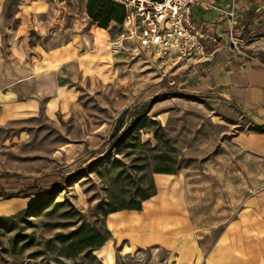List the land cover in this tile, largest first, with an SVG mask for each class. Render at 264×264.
I'll list each match as a JSON object with an SVG mask.
<instances>
[{
    "label": "rangeland",
    "instance_id": "1",
    "mask_svg": "<svg viewBox=\"0 0 264 264\" xmlns=\"http://www.w3.org/2000/svg\"><path fill=\"white\" fill-rule=\"evenodd\" d=\"M85 3L0 0V264H264V167L240 146L262 130L199 91L193 60L132 55L130 43L110 52L120 25L98 27ZM225 46L239 55L228 36ZM41 56L56 73L51 103L2 98L28 65L39 73ZM20 89L31 97L30 86ZM150 185L139 211L120 208ZM85 226L109 236L66 256Z\"/></svg>",
    "mask_w": 264,
    "mask_h": 264
},
{
    "label": "crops",
    "instance_id": "2",
    "mask_svg": "<svg viewBox=\"0 0 264 264\" xmlns=\"http://www.w3.org/2000/svg\"><path fill=\"white\" fill-rule=\"evenodd\" d=\"M199 1L224 10H229L232 3H236L233 29L243 43L248 57L236 55L225 46L231 24L228 19L220 17L215 11L195 5L189 8L187 21L202 36L204 54L192 63L201 73L200 92H211L207 97H215L242 110L246 113L245 118L249 125L262 130H251L243 134L240 146L253 156L257 167H264V0ZM10 50L12 56L18 54L20 57L21 47L14 46ZM52 52L55 50L43 51L46 55ZM50 58L56 57L52 55ZM42 60L43 56L37 63L41 64ZM24 66L26 65L19 62L20 69ZM28 66L30 71L16 77L1 94L2 98L10 99L18 106H36L38 98L42 96L47 99L46 105L51 103L57 91L56 73L53 68L41 64L39 73H35V65L32 63ZM24 86L31 87V91L27 92L30 98H24L23 88L20 89ZM20 98L26 100H18Z\"/></svg>",
    "mask_w": 264,
    "mask_h": 264
},
{
    "label": "built area",
    "instance_id": "3",
    "mask_svg": "<svg viewBox=\"0 0 264 264\" xmlns=\"http://www.w3.org/2000/svg\"><path fill=\"white\" fill-rule=\"evenodd\" d=\"M122 6L125 17L114 40H107L110 52L123 51L130 43L129 53L152 52L160 58L192 61L204 54L202 36L187 21L189 8L195 5L217 12L230 21L227 31L231 48L247 57L243 44L235 36L233 21L235 5L229 10L199 0H110ZM243 48V50H242Z\"/></svg>",
    "mask_w": 264,
    "mask_h": 264
},
{
    "label": "trees",
    "instance_id": "4",
    "mask_svg": "<svg viewBox=\"0 0 264 264\" xmlns=\"http://www.w3.org/2000/svg\"><path fill=\"white\" fill-rule=\"evenodd\" d=\"M85 13L93 23L103 29H106L111 23L116 24L117 26L121 25L125 17L124 8L110 0H86ZM166 93L173 94L174 92L169 89L166 90ZM144 107H147V105L143 104L141 107L134 109L133 114L131 115V120L125 124L124 129L130 128L136 121H138V119H140L145 111ZM117 138L118 136L110 139L108 143H114ZM150 188L151 191L140 195L139 200L130 201L129 203L122 205L120 208L139 211L141 203L154 195V187L150 185ZM45 193L51 195L53 191H46ZM26 194V192H21L18 193L16 197H23ZM116 210L117 209H112L108 212H103L102 214L106 215ZM108 236L109 232L107 230L100 233L90 226H85L77 233L76 238L65 247L66 249L64 248L66 256L73 258L77 252L90 248H99L106 241Z\"/></svg>",
    "mask_w": 264,
    "mask_h": 264
},
{
    "label": "water",
    "instance_id": "5",
    "mask_svg": "<svg viewBox=\"0 0 264 264\" xmlns=\"http://www.w3.org/2000/svg\"><path fill=\"white\" fill-rule=\"evenodd\" d=\"M127 112H128V110L124 109L115 118V122H114V125H113V128H112V132H111V134L109 136L110 139L113 138L116 135V133L121 129L123 121H124V118H125Z\"/></svg>",
    "mask_w": 264,
    "mask_h": 264
},
{
    "label": "bare ground",
    "instance_id": "6",
    "mask_svg": "<svg viewBox=\"0 0 264 264\" xmlns=\"http://www.w3.org/2000/svg\"><path fill=\"white\" fill-rule=\"evenodd\" d=\"M102 31V34L101 33H98L94 38H93V41L94 43H100V38L102 37V35H104L103 33H105L103 30Z\"/></svg>",
    "mask_w": 264,
    "mask_h": 264
}]
</instances>
